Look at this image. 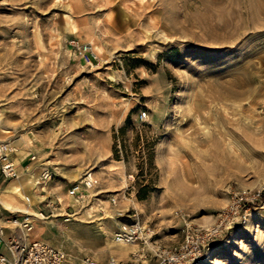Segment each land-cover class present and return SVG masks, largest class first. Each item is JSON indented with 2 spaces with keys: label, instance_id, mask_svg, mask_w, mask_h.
<instances>
[{
  "label": "rangeland",
  "instance_id": "rangeland-1",
  "mask_svg": "<svg viewBox=\"0 0 264 264\" xmlns=\"http://www.w3.org/2000/svg\"><path fill=\"white\" fill-rule=\"evenodd\" d=\"M70 37L92 44L90 64ZM0 140L50 172L36 192L0 177V218L21 193L31 211L59 196L25 239L67 264L95 241L103 259V219L135 216L161 241L175 208L211 222L232 189H264V0H0ZM84 171L98 190L78 204L65 188ZM247 211L192 264H264V203Z\"/></svg>",
  "mask_w": 264,
  "mask_h": 264
},
{
  "label": "built area",
  "instance_id": "built-area-1",
  "mask_svg": "<svg viewBox=\"0 0 264 264\" xmlns=\"http://www.w3.org/2000/svg\"><path fill=\"white\" fill-rule=\"evenodd\" d=\"M67 43L71 54L83 63L90 64L95 59V51L88 40L70 37ZM14 150L15 146L0 140L2 178L17 176L15 162L11 157ZM33 158L34 154L29 153L28 159ZM126 175L132 177L131 173ZM49 177L48 168L41 167L33 178V189L42 190ZM96 182L97 179L91 171H84L66 186L65 193L76 203L82 204L90 195L97 192L98 189H93ZM23 199L29 201V194H23ZM41 199H44L46 209L38 208L30 213V210L24 208L18 210V213L3 217L0 221V240L8 250V254L0 250V264H67L65 252L59 246L38 238L25 239V233L32 227V216L52 214L56 207H60L58 196H54L53 199L50 197ZM115 199V196H109L111 203H114ZM262 202L264 203V189L261 186L255 188L241 186L231 190L226 204L215 213L211 222L192 223L186 218V211L175 208L173 213L180 219L178 235L169 241L152 238L135 216L130 219H119L111 232V239L115 242L134 244L128 256L119 258L108 255L98 260L84 254L82 260L85 264H192L200 259L209 242L244 219L250 206L260 205ZM73 212L63 207L62 211L55 213L61 215L63 220H68ZM115 213L120 214L121 209L116 208ZM5 228L8 229L7 235H4Z\"/></svg>",
  "mask_w": 264,
  "mask_h": 264
},
{
  "label": "crops",
  "instance_id": "crops-1",
  "mask_svg": "<svg viewBox=\"0 0 264 264\" xmlns=\"http://www.w3.org/2000/svg\"><path fill=\"white\" fill-rule=\"evenodd\" d=\"M11 157L13 158L14 162H15V167L17 170V176L16 177H12V181L17 182V187L15 188L17 189V192L20 193L21 191H29V189L31 191H35L37 190V188L33 189V178L34 176L38 173L39 169H37L36 165L34 164L33 160L28 159L25 155L23 154H17V153H13L11 155ZM1 177V175H0ZM7 191L11 190V186H8L6 188ZM21 190V191H20ZM13 191V189H12ZM23 194L25 193H21V196L23 197ZM28 194V193H27ZM59 197V196H58ZM22 207L18 208L19 210H22L24 208L29 209V201H25L24 199L21 202ZM30 213H32V211H29ZM2 218H0V221H2ZM116 224L115 221H111V219H103V244L101 246H103V259L108 256V255H114L116 257L119 258H126L128 256L129 251L131 250V247L129 245H120L117 244L115 241H113L111 239V232L112 230L115 228ZM8 234V229L5 228L4 229V235ZM100 241H95L93 243V245H90L88 247H86L87 250H85L83 252V249H81V251L83 252V254H89L91 256L95 255V247L99 246ZM60 247V246H59ZM62 248V247H60ZM63 249V248H62ZM0 250L3 251L4 253L8 254V250L4 244L3 241L0 240ZM71 260V259H70ZM82 260V258H81ZM83 262V260H82Z\"/></svg>",
  "mask_w": 264,
  "mask_h": 264
},
{
  "label": "trees",
  "instance_id": "trees-1",
  "mask_svg": "<svg viewBox=\"0 0 264 264\" xmlns=\"http://www.w3.org/2000/svg\"><path fill=\"white\" fill-rule=\"evenodd\" d=\"M119 129L121 128V126H119L118 127ZM111 150L113 151V153H114V146H113V144L111 145ZM116 157V156H115Z\"/></svg>",
  "mask_w": 264,
  "mask_h": 264
},
{
  "label": "bare ground",
  "instance_id": "bare-ground-1",
  "mask_svg": "<svg viewBox=\"0 0 264 264\" xmlns=\"http://www.w3.org/2000/svg\"><path fill=\"white\" fill-rule=\"evenodd\" d=\"M94 49V48H93ZM95 51V50H94Z\"/></svg>",
  "mask_w": 264,
  "mask_h": 264
}]
</instances>
